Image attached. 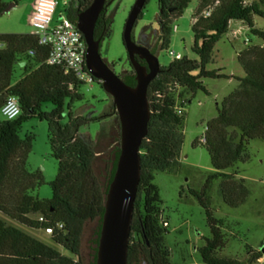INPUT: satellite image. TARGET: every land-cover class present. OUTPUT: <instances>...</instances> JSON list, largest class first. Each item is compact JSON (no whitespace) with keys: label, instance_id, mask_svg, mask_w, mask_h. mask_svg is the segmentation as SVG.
Segmentation results:
<instances>
[{"label":"trees","instance_id":"obj_1","mask_svg":"<svg viewBox=\"0 0 264 264\" xmlns=\"http://www.w3.org/2000/svg\"><path fill=\"white\" fill-rule=\"evenodd\" d=\"M92 1L72 0L63 5V13L75 25L77 15ZM191 1L198 5L191 25V51L197 60L186 57L172 60L168 66L160 67L147 88L150 117L139 150L141 174L130 226L127 264H170V252L164 244L167 230L162 226L161 200L153 175L178 169L183 143V107L196 92L207 93L201 79H235L238 86L223 98L216 117L207 123L205 142L193 143L204 146L214 170L200 191H189L204 210L210 232L198 253L203 264H256L263 255L249 248L244 261L217 255L225 247L224 225L213 217L207 193L212 181L221 179L219 195L224 205L238 208L249 196L244 181L225 171L248 160L249 141H264V32L253 25V17L264 20V0L251 4L247 0H157L158 34L151 51L153 55L167 49L172 22ZM5 8L0 0V16ZM206 11H210L209 16H204ZM232 22L246 25L260 40L259 44L247 46L237 54L243 78L206 70L215 44L227 34ZM112 23L101 12L94 38L103 32L102 37L109 40ZM38 42L34 34H0V110L9 97L16 98L20 107L17 118L0 119V214L27 229L52 230V243L71 257L0 219V264H96L104 203L120 153L119 120L112 102L99 115L92 111L83 115L74 110L73 105L84 100L78 92L84 84L60 66L46 65L50 50ZM30 52L33 53L30 55ZM127 62L128 68L118 77L127 86L134 87L135 73L128 59ZM15 66H21L18 81L13 79ZM93 83L101 87L99 81L93 79ZM44 104H50L52 109L41 111ZM35 117L47 124L50 155L58 164L57 175L50 183V199L33 196L44 183L39 171L30 172L27 168L34 136L19 137L22 124ZM92 122L101 125L95 141L80 133V129ZM104 123L109 124L108 129L102 126ZM39 218L44 221L40 222Z\"/></svg>","mask_w":264,"mask_h":264},{"label":"rangeland","instance_id":"obj_2","mask_svg":"<svg viewBox=\"0 0 264 264\" xmlns=\"http://www.w3.org/2000/svg\"><path fill=\"white\" fill-rule=\"evenodd\" d=\"M1 1L6 6H14V8L0 16V34L29 33L27 22L31 11L29 8L31 0ZM57 1L58 6L52 24L64 16V6L61 0ZM70 1L72 0H68ZM257 1L247 0V3ZM134 2L135 0H119L112 5L111 11L115 6L117 9L113 16L111 36L101 50L102 57L112 66V71L117 76L128 68L127 54L122 44V32ZM197 8V3L191 1L182 15L172 22L169 45L167 49L159 51L156 55L160 67L168 66L173 57L197 60L191 51L193 46L191 25ZM157 14V0H148L141 18L135 23L133 36L138 38L139 35H144L151 45L155 46L158 34ZM253 25L254 28L264 32L263 19L253 17ZM259 43V38L253 36L246 25L232 22L227 34L215 44L211 62L206 66V70L218 71L229 77L243 78L244 71L237 61V54L247 46ZM18 70V66H15L14 80L19 77ZM201 83L207 93L196 92L193 97L188 98L190 102L183 107V143L178 169L172 173L153 175V183L159 190L161 215L167 223L164 244L170 252V264H203L198 249L203 246L204 238H208L210 232L204 210L189 191H200L214 170L204 146H194L193 143L203 137L207 123L216 117V109L220 108L223 98L238 86L235 79H201ZM78 92L84 100L75 103L73 107L83 115L91 111L99 115L106 106L110 105L111 100L96 83L82 85ZM51 109L50 104L41 107L43 112H49ZM0 119H2L1 115ZM102 126L108 129L109 124L104 123ZM100 128V124L92 122L80 129V133L87 134L95 141ZM29 134H33L34 140L27 157V168L30 172L39 171L44 180L43 185L34 191L33 196L38 199H50V183L57 175L58 164L50 155L46 122L36 117L25 121L19 131V137L25 139ZM246 155L247 161L238 162L225 171L226 174H234L236 179H242L249 191V196L242 206L230 208L223 204L219 195L221 179L213 180L207 193L213 217L222 221L224 225L225 247L217 255L239 261L246 259L247 248L259 251L264 242V141L261 139L249 141ZM0 219L8 226H13L56 249L62 255L71 257L61 247L52 243L51 235L45 230L27 229L2 214ZM84 247L86 248V245Z\"/></svg>","mask_w":264,"mask_h":264},{"label":"water","instance_id":"obj_3","mask_svg":"<svg viewBox=\"0 0 264 264\" xmlns=\"http://www.w3.org/2000/svg\"><path fill=\"white\" fill-rule=\"evenodd\" d=\"M106 1L93 0L77 15L75 27L86 43L85 68L111 99L120 124V153L104 203L96 264H127L130 226L141 174L139 150L147 134L150 117L147 88L160 72V66L157 57L147 46L139 45L132 34L148 0H135L122 32V44L135 73V86H127L101 59L100 43L94 38V28ZM13 8L6 6L2 15ZM115 12L116 8L110 18ZM259 251L264 257V242Z\"/></svg>","mask_w":264,"mask_h":264},{"label":"built area","instance_id":"obj_4","mask_svg":"<svg viewBox=\"0 0 264 264\" xmlns=\"http://www.w3.org/2000/svg\"><path fill=\"white\" fill-rule=\"evenodd\" d=\"M61 2L66 5L68 0H61ZM57 6V0L34 1L28 17L32 34L38 36L40 46H47L50 50L46 65L60 66L66 74H72L84 85H90L93 83V77L85 68L86 43L81 33L65 15L60 17L55 24H52ZM209 14L210 11H206L204 16H209ZM176 59L179 58L173 57V60ZM0 115L6 120L17 118L20 115L17 99L9 97L1 108ZM199 142L203 144L205 139L202 137ZM39 221L43 222L44 220L39 218ZM161 222L163 227H167V223L163 219ZM58 227L61 228V225ZM45 232L52 234V230L49 229H45Z\"/></svg>","mask_w":264,"mask_h":264},{"label":"flooded vegetation","instance_id":"obj_5","mask_svg":"<svg viewBox=\"0 0 264 264\" xmlns=\"http://www.w3.org/2000/svg\"><path fill=\"white\" fill-rule=\"evenodd\" d=\"M116 4V1L114 0H107L106 3H105V6H104V9L102 10V12L107 15L110 19V21H113V18H110L111 14H112V11L117 7L115 6L114 9H112L111 11V7L112 5ZM103 32L100 33L99 36H97V39L95 38V40H98L99 43H100V48H99V53H100V56H101V59L108 65V67L112 70V66H110L107 61L102 57V54H101V50H102V46L103 44L106 42V40L102 37L103 36ZM134 40L139 44V45H142V46H147L150 50V52L152 51V45L151 43L149 42L148 38L145 37L144 35H139L138 38H135L133 36Z\"/></svg>","mask_w":264,"mask_h":264},{"label":"crops","instance_id":"obj_6","mask_svg":"<svg viewBox=\"0 0 264 264\" xmlns=\"http://www.w3.org/2000/svg\"><path fill=\"white\" fill-rule=\"evenodd\" d=\"M34 1L35 0H31L30 1V5H29V8H31V10H32V6H33V4H34ZM31 12V11H30ZM53 18L55 19V17L53 16ZM27 25H28V27H29V33H27V34H32V28L30 27V25H29V23L27 22ZM18 73H19V77H18V79H16V81H18L19 80V78H20V76L22 75V71H21V66L19 67L18 66ZM264 262V257L263 258H261L258 262H257V264H261V263H263Z\"/></svg>","mask_w":264,"mask_h":264}]
</instances>
